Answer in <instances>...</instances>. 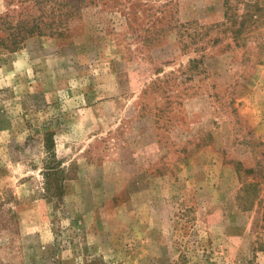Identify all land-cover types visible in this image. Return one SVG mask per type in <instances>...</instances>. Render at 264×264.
<instances>
[{
	"label": "rangeland",
	"instance_id": "1",
	"mask_svg": "<svg viewBox=\"0 0 264 264\" xmlns=\"http://www.w3.org/2000/svg\"><path fill=\"white\" fill-rule=\"evenodd\" d=\"M67 9L0 0V264H264V0Z\"/></svg>",
	"mask_w": 264,
	"mask_h": 264
},
{
	"label": "trees",
	"instance_id": "2",
	"mask_svg": "<svg viewBox=\"0 0 264 264\" xmlns=\"http://www.w3.org/2000/svg\"><path fill=\"white\" fill-rule=\"evenodd\" d=\"M49 1H53L55 2V5H57L59 7V10L62 11L64 8H68L66 15L68 18L74 19V18H78L80 12L82 11L83 6L85 5L87 0H46V2ZM61 24H57L56 26H48L49 29L52 30L53 33L50 34L51 37H53L54 35H62V33L59 30ZM17 30V29H16ZM25 33V36L22 35V33ZM37 34V35H45V32L43 31V28L39 25V23H32V26L29 27V23L26 24V28L23 30L22 27L20 28L18 33H11L10 36L12 37L13 41H12V45H10L9 47H5L4 43H2V41L0 40V44H2V46L4 48H7L10 50L11 53L15 52L17 50V47L19 43H21L24 39V37H26L27 35H33V34ZM19 38V40H18ZM45 143H46V149L49 150L53 144V135H47L46 139H45ZM54 169L49 170L48 173L53 172ZM56 174H59V172H57ZM51 175V174H50ZM52 175H54L52 173Z\"/></svg>",
	"mask_w": 264,
	"mask_h": 264
}]
</instances>
